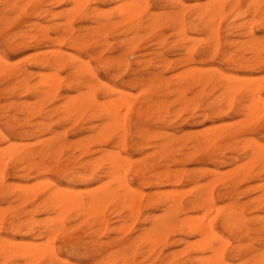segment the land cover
Returning a JSON list of instances; mask_svg holds the SVG:
<instances>
[{"label":"rangeland","instance_id":"374dc122","mask_svg":"<svg viewBox=\"0 0 264 264\" xmlns=\"http://www.w3.org/2000/svg\"><path fill=\"white\" fill-rule=\"evenodd\" d=\"M171 1L172 0H170V1L169 0H166V1L165 0H148V4H149L148 12H149V14L158 15L160 13V17H162V20L160 19V21L156 24L154 29L142 28L141 31H138L135 34V37L136 36L137 37L134 38V41L132 39V40H129L127 42L125 40L126 39L128 40V37H129V39H130V37L132 38L133 34L128 33L127 35H125V34L123 35L124 29L121 26L117 27L116 29L114 28L113 31L110 28H109V30L108 29L106 30V28H105L100 32L101 34L100 33H98V34L94 33V30L96 29L94 26L97 27L99 25L98 24L99 22H100V24L106 23V19L110 23H116V22L120 21L117 18L118 15L116 14V12L119 11L118 7H120L118 5V3H123V2L116 1V0L115 1L114 0L113 1L112 0H109V1L108 0H101V1H97V2L96 1L95 2L90 1L88 3V10H95V13L99 14L98 17L96 18V20L94 21V18H92V14H90L85 19H78V17L75 16V18L72 20V23H71L72 28H73L72 34L74 36L81 35L82 33H83L82 35H85L84 46L81 49L80 48L79 49L78 48H72L71 46H69L65 42L58 44V45L55 43L56 44L55 45L49 41H46L38 50H36L35 47L34 48L27 47V49H26V47H23L22 45H17L18 46L17 48H14V47L12 48V46H10L11 43H12L11 45H14V43L16 44V43L21 42L19 39L9 40L11 35L13 33H15L16 31H18L19 29H27L28 27H25V26H28L29 23L30 24H32V23L39 24L40 26L46 27L47 28L46 33L48 34L49 38H51V39L56 38L57 37V34H56L57 26L60 29V28H62V25H64L66 22L63 12H66L67 10H70L72 8V5L69 2H67L68 5H67V3H64L65 5L61 4V5L55 6L54 4L51 5V2L53 3V1L43 0L44 3L42 5V8L43 9H44V7L47 8L48 10H50V13L56 12L57 15L55 16V18H57V19H55L54 17L50 18V16L47 14H42L43 16L42 15L41 16L43 18L41 16H38L35 18V16L32 15V12H33L32 10H34V9H32L31 7L28 8V11H27L25 16L19 17L15 14L9 15V17L11 19H13V20L16 19V21H14V23L11 24L10 26L9 25H3L2 26V29L0 32V54L5 56V58L7 59V64H9V63L14 64L15 63L14 65H12L13 67L11 66V64L9 65L11 68L27 69L31 74H33V76H31V78L29 79L30 82L28 80L29 84L31 83L33 85H37L38 83L36 84V82L41 79L40 78V77H42L41 75H43L45 77L46 73L48 75L49 71L52 73V74L49 73V75H48L49 77L54 75L53 73H57L58 76H60L63 81H70L73 79V76L71 75L72 68L70 65H67V63L70 61L74 64H79V63H82V62L85 63L88 61V64H89L90 68L93 70L96 78L99 81L103 82L105 84V86L108 85V87L106 86L108 89L107 92H106L105 88H104V90L100 89L99 91L95 92V96H96L98 103H101V101L103 102L105 99H106L105 101H107L108 103L111 100L114 103L115 102L119 103L120 100L116 101V99H113V98L122 99L120 97L123 96V97H125V100H127L126 101L127 104L129 103L130 107L127 106L126 103L125 104L123 103L124 105L118 104L119 106L122 105L121 106L122 108L116 105L117 108H119V109L121 108L120 111H118V109H116V113L118 111V114H120V116L122 118L121 121H124V120L126 121V126H127V130L125 131L126 133L125 132L122 133V132H120V130H118L119 132L116 131L114 133H113V131H110V132L107 131V134H106L107 141H106V144H103V146H102V145L96 144L95 141L92 139V136L95 135V132L90 130L89 128L91 127V125L93 127L94 124H95V126L100 127L103 125L104 122L105 123L107 122L106 124L111 123L112 120L109 119L110 116L104 115L103 116L104 118H98V117L95 118L94 116H91L90 110H87L86 112H84L85 114L84 113L82 114L83 116H80L79 118H77V119H79L77 121H73L72 119H70L68 121L67 120L64 121V118L60 117V113L55 112L56 108L59 105L62 106L63 102L65 101L64 98H61V97L64 96L65 98H68V97L72 98L77 94L76 91L73 92V90L66 89L65 84H64L63 87L59 90V96L57 99H55V101L53 100L50 103H47L45 100L41 101L40 102V108L42 110V113H44L46 111H51L50 113H48L47 116H45L46 119L44 120L41 117H37V115H32L31 113H28L29 112L28 110H30V108H32V106H34L33 103L34 102L38 103V101H39V100H37L38 98L35 97L31 93H28V92L24 93L21 90L19 91L17 86L13 85L8 79H4L2 77V75H0V133H1L0 135L4 136V138L7 139V140H5V139L1 140L2 138H0V156L6 152L4 154V157L1 156V157H3L2 161L6 162V166H4L5 164L2 163L4 166V169L2 168L3 171L1 170L3 172V177H4V189L0 191V208H1V210L3 209L2 212H1V210H0V212L3 214V212L5 211L4 213H6V214L1 215V213H0L1 219L3 221L2 225H1V230H0V240L5 238L4 241H6V242L8 241L14 245H15V242L17 241L18 244L20 245V246H18V244L16 242V246H18L17 248H20L21 246H22L21 248H24L23 245H26L27 247H25V248H27V249L28 248H34V247H36V248L38 247L40 249H43V247L47 248L48 245L51 244L54 246V248L57 251V258H59L58 261H60V260L63 262L66 261L65 263L59 262V264H108V260H110V258L115 260V262H114L111 259L112 262L115 264H121L122 263L121 261H123V264H133L135 259L137 260V264H179V263L184 264L185 262H186L185 264H187V262H188V264H196L193 261L195 256H196L195 259L198 257L200 258V256H203V258L210 256L209 251L208 252L206 251V253H199L196 250L197 253L194 252V247L197 245V243L195 245L194 240L195 239L197 240L200 238L197 235L191 236L190 234H187V236H184V235H186V232H182V231H179L178 229L176 230V228H172L171 231H169V233H168V231L166 232V233H168V235L165 234V236L167 235V238H165V236H164L165 239L162 237V239L160 240L161 243L158 242V245L155 244L153 246H150V245H145L143 243H142V245H140L141 242H136L137 245H135L134 243H131V241H132L131 239H133V240L137 239V237L140 235V231L142 229L146 230L147 228H149L148 224H146L144 222L142 223V220H143L142 217L150 216V218L153 219V217L159 218V217H162L164 214H166V212H164L165 206L163 205V203H160V202L163 201L164 199L166 201L170 200L172 198L171 196H173V197L175 196L174 199H176V198L181 199L182 198L181 200L184 203L182 211L178 212L175 215L176 220L184 219L185 215H186V217H191V218H192V216H194V217H196L195 219H200V217L202 218V216H203L202 212H204V210H202V209L201 210L200 209L192 210L189 208V205L187 202L197 193L199 188L208 189V188H210V185H213L212 183L215 182L214 179L218 178V180L220 181V178H221V179H225V180H222L223 182L220 181L221 182L220 184L223 186H221L219 183H217L218 180H216V182L214 183L217 186L213 185L214 186L213 187L214 195L215 196L220 195L218 198L215 197L214 207L217 208V205H219L220 207L219 206L218 207L220 209H222L223 208L222 206H224V208H225L229 205L231 206V205L235 204L239 210L241 209L242 218L245 221L246 226H247L246 229L244 228L241 231L240 230L234 231V232H231L228 234L226 231L223 230L221 223H220V220L218 219L216 221V223L214 225L215 231L222 234L224 236V238L229 241L228 242L229 247H227L226 251L229 252V250H230V252L228 253L225 251V256H224V260L226 261V264H250L252 261L251 259L255 255H258V254L264 252V229H263L264 212H262V211H264V201L262 202L259 200L260 197L264 193V191H263V189H264V187H263L264 174L262 171L263 168L260 169L258 167L259 168L258 169L255 166L252 168L251 172L249 173V176L247 175L246 178L243 177L245 174V170H246V169H243V165L246 164L244 161L247 160V157H245V156L249 155L250 149H248V148H251L250 146L245 145V144H248V143L250 144L251 142H253V143H251L252 145L255 144L257 147V145L259 144L264 148V146L262 145V144H264V139H263L264 138V111H262V109H260L263 113V115H262L260 113V111L257 110V112L255 114L259 113L261 115H258L257 117L255 116L256 119H254V115H253L252 116L253 120H256V121L253 122L252 119L250 118L251 119L250 125L244 126V124H245L244 123V124H242V126L244 127L243 128L239 124L240 123L239 121L240 120L242 121V119H245L244 115L247 114L246 110H245L246 104H248V106L249 105L251 106V104H252V103H250L251 102V96H252L249 94L250 91L248 92V94H247V92H245L243 94V92L246 90L248 91L249 90L248 88H253L255 85L258 86V83H261V84H259L261 89L256 94V97L253 100L256 101L257 100L256 98H259V97H260L259 99L264 98V77H263L264 76V66H263L264 65V52H263L264 51V14L261 16L262 11H260L264 8V3H262V2H264V0H256V2H259V4L262 3L258 7L256 4L254 5V3H255L254 0H239V2L237 3V5L235 7L233 6L234 1H232V0L231 1L229 0L230 2L227 1L226 2L227 5L225 4L224 10H223L224 18L219 22L217 37L215 36L214 33L212 34L210 30H205L201 26L193 27V25H198V22L193 20L195 18L194 16L197 14L198 11H200L202 6L204 7L207 4V3L205 4V2H207V0H180L181 5H179V4L177 5L176 2H175V4L173 2L171 3ZM165 2H167V3H165ZM251 2H254V3H252L253 5L251 4ZM182 4H183V6H182ZM195 5H196V7H195ZM197 5H198V7H200L199 9H198ZM121 6H122V4H121ZM254 7L255 8L257 7L256 8L257 10ZM114 8L118 11L115 12ZM229 9L232 11H230ZM175 10L177 12L181 13L184 17V24H185L184 35L182 34V32H179L180 31L179 26L176 25L172 20H170V18L174 15V12L176 13ZM184 10H185V12H184ZM186 10H188V12H186ZM228 10H229L228 14L225 15L226 14L225 12H227ZM263 11H264V9H263ZM151 12H153V14ZM235 12H237V13L240 12V13L237 14ZM252 13H254L255 15L253 16ZM61 14H63V15H61ZM108 15L110 16V18ZM238 15H241V16L239 17ZM236 16L239 18H237ZM145 18H147L146 14H144L142 16L143 25H145L147 22V19H145ZM165 18L168 20H166ZM88 20H89V22H88ZM96 21H98V22H96ZM234 25L236 27H234V29H233ZM247 26H249V28H250V30H252V32H248L249 30H248ZM239 27H241V28H239ZM78 28H79V30L76 32V30ZM81 28H82V30H81ZM246 29H247L248 34L246 32ZM86 32H88V33H86ZM197 38L200 40H198ZM216 40H217V43H215ZM252 40L253 41L257 40L260 42V43L257 42L261 48V51H259L260 53H258L257 49H255V46L252 45L253 44V42H251ZM197 43H199V44H197ZM260 44H262V45H260ZM53 45H55V46H53ZM132 46H133V48H132ZM191 46H193V47H191ZM126 48H128V49H126ZM214 48H216V49H214ZM44 50H46V51H44ZM49 50H51V51L53 50L52 52H55V50L56 51H63L66 54H68V57H70V58L72 57L71 58L72 61L70 60V58H68L66 56V54H64L62 52L64 54V58L66 60V65L63 68L55 71V70H48L47 68L42 69L40 67L34 66L33 65L34 58L41 52L44 53L42 55L48 56V54H51V51L49 52ZM256 53L258 56L255 55ZM33 54L34 55L36 54V55L34 56ZM70 55H72V56H70ZM73 56L75 57V59L73 58ZM228 56H230V57H228ZM258 57H260V59H258ZM253 58H255V59H253ZM251 59H253V61ZM256 59H258V60H256ZM79 60H82V62ZM143 61H144V64L142 63ZM248 61H250L251 63ZM258 61H259V63H258ZM166 65L169 67H167ZM246 66L250 67L249 68L250 70L246 69V68H248ZM195 68H198L199 70L195 69ZM251 69L253 71H251ZM245 70H247V71H245ZM196 71H198L201 74V76L198 73L195 75L198 78L199 77L201 78L202 81L199 83L200 85H198L197 83L191 82V79H190V78H192V81L195 80V79H193V78H195V76L193 74H194V72L196 73ZM184 72H186V73H184ZM190 72H192V76H191ZM37 73L39 74V76ZM35 74H37V75H35ZM207 74H210V76ZM226 74L229 75V76L227 75L228 78H230L231 77L230 75H232L233 77H231V78L232 79L234 78L233 80L235 82L238 79L236 77H239V79L236 82L239 85L236 87H240V88H238V91H235L237 93H235V94L233 93L234 95H232V97H230V98H228V97L232 94V92H230V90H229L227 92L228 96L225 92H226V88L229 87L228 84L233 80H229L228 78L222 79L224 75H225L224 77H226ZM183 75H186V76H184L185 78L183 77ZM189 75H190V78H189ZM48 76H46V77H48ZM211 76H212V78H211ZM234 76H236V77H234ZM44 77H42V78H44ZM186 77H187V79H186ZM244 77L245 78L247 77V80H248L250 86L246 85L248 83L242 82L245 85L241 84V86H242V88H241V86H240L241 82L240 81L242 80V78H243V81H245ZM88 78L91 79L90 75L88 73L81 75V81L82 80L88 81L89 80ZM209 78H211V80ZM216 78H217V82H215ZM218 78H220L219 81H218ZM203 79H207V82L205 83L206 80H203ZM208 79L210 80V82L208 81ZM162 80H163V82H162ZM225 80H227L226 83H224ZM262 80H263V82H262ZM234 81L232 83H230V86L234 85ZM222 82L224 83V86H222L220 88L219 84L222 85ZM253 83H254V85H253ZM255 83H257V84H255ZM195 84H197V86H195ZM13 86H14V88H13ZM243 86H247L248 88L245 87V90H243ZM216 87H218L219 89L218 88L216 89ZM232 87H235V86H232ZM236 87H235V89H236ZM229 88H231V87H229ZM111 89L113 90L114 94H112V91L110 92ZM241 89H242V91H241ZM102 91H103V93H102ZM115 91L117 93H115ZM105 92H106V94H105ZM118 92L120 93V95H118ZM30 94H31V96H30ZM246 94H247V97L245 96ZM106 95H108V96H106ZM257 95L259 97H257ZM117 96H120V97L118 98ZM243 96H245V97L243 98ZM99 97H101V98H99ZM108 98H110L109 101H108ZM246 98H250L249 101ZM244 99L247 100V102L244 101ZM261 100L264 102V99H261ZM112 101H111L110 105H112L113 107H116L112 104L113 103ZM143 101L145 103H143ZM226 101H228V103ZM157 102H159V103H157ZM256 102H258V100ZM13 103H14L15 108L13 107ZM23 103L25 104L26 107L23 105ZM37 103H34V104H37ZM60 103H62V104H60ZM236 103H238L237 106H236ZM27 104L31 105V106L29 107ZM241 104H245V105H243L245 107H243ZM258 104H259V106H256V108L262 106L260 101L258 102ZM8 105H10V106H8ZM110 105H109V108H110ZM157 105L160 107L158 108ZM182 106H184V107H182ZM235 106L237 109L235 108ZM128 108H129V111H126V110H128ZM156 108H158V109H156ZM163 108H164V110H163ZM234 108H235V110H234ZM260 108H262V107H260ZM113 109H115V108H113ZM113 109H111V110H113ZM25 110L28 112H26ZM159 110H161V112H159ZM224 111H225V113H224ZM87 112L88 113L90 112V113L87 115ZM104 112H106V111H104ZM27 113L30 115H28ZM241 113L244 115H240ZM159 114H161V115H159ZM163 115H164V117H163ZM88 116L92 120L93 119L94 120L90 121V119H89L86 121V119H88ZM101 119H102V121H100ZM14 121H16V122H14ZM245 121H246V119H245ZM245 121L243 120L242 123ZM39 122L45 123L47 125V128H49V130H42L41 128L40 129L35 128V127H38L37 124ZM101 122H103V123H101ZM237 122H239L238 124L240 125L238 128H237L238 124L235 125ZM32 123H33V125H32ZM35 123H37V124H35ZM98 123H100V124L96 125ZM229 123H230V125H229ZM231 124H232V127L235 125L233 127V128H235V130L232 129ZM225 125H227V126L229 125L231 128L229 126L228 127L226 126L227 129L226 128L223 129L222 127L223 126L225 127ZM32 126H33V128H32ZM88 126H90V127H88ZM214 128L216 129L214 132L215 136H217L219 134H221V135L224 134V132H222L223 130H225L226 134L222 135V138L216 140L213 145L206 146L204 143H200L203 141L202 139H206L205 136H208L207 138H210L209 135H207V134H210V135L213 134L212 131L214 130ZM221 128L223 130H221ZM35 129H37V130H35ZM211 129H213L211 131V133H210V131L208 132V130H211ZM217 129H219L220 131ZM88 130H90V132ZM237 130H238V132H236ZM159 131H160V133L162 132L161 135H160ZM206 131H207V134H206ZM217 131L219 132V134L216 135ZM165 132L170 134V135L163 134ZM62 134H65L64 137ZM162 134L165 136L161 140V138L163 137ZM55 135L59 136L58 141L60 144L57 143L58 145L57 146L55 145L53 147V149H56L59 145L61 146V154L59 156V162H60L59 164L66 162L67 168L70 169L69 171H71V170L75 171V172L78 171L82 175H85V176L89 175L88 171L90 172V170H88L87 172H83L82 170L77 169L78 166L74 165L72 160L71 161L66 160L67 157H69L70 154L73 152H75V153H73V155H75V154H76L75 156L79 155V150L70 151L71 149H69V148L67 149V143L68 144L70 143L72 145L74 143H81V142H87L88 146H90L89 147L90 153H92V154L86 156L85 158L84 157L81 158L82 161H85V160L86 161L87 160H93L94 161V160L98 159L97 157L100 154H101L100 155V157H101L103 155V152H105L107 150L106 153L109 154L110 156L112 154L113 155L118 154L121 157L123 156L122 158H126L129 161L131 160L132 161V162H130L131 167H129L128 169L126 168L127 170H124L125 173H123V171L119 172V173L118 172L113 173V172L107 171L106 177H104L105 174L100 172L102 170V168L100 169V167L99 168L97 167V169H94V173H96V176L93 177L94 179L92 178V179H88L87 181L86 180L85 181H81V180L79 181L76 178L67 179V177H65L63 175H58L57 173H56L57 174L56 175L50 171L45 172V173H38L32 169L29 170L28 168H24L25 169V171H24V169H22L23 168L22 166H24L25 163H22V164H21V162L16 163V162L12 161V159L9 157L13 151L22 150V147L24 148L23 151L27 150V151L33 152L35 150H41L43 147V145H40L41 142L44 140L51 139ZM122 135H125L124 136V138H125V147L124 148H121L119 146L120 144L118 141V140H122ZM199 135H200V138H199ZM157 136H159V137L157 138ZM215 136L213 135V137H215ZM211 137H212V135H211ZM234 138H235V140H234ZM238 138L240 141L238 140ZM246 139H248V141ZM236 140H237V142H236ZM6 141H8V142H6ZM33 141H34V143H33ZM60 141H62V142H60ZM217 141L219 142L220 145L218 144ZM243 141H244V144H242ZM1 142H3V143H1ZM14 142H16V143H14ZM161 142H162V144H161ZM163 142H165V143H163ZM61 143L65 147L62 146ZM239 143H241V144L239 145ZM6 144H7V147H10V148H7ZM144 145H145V147H144ZM161 145H163V146L166 145L165 149L169 155L165 154L164 155L165 157H162L163 152L159 153V150L162 151ZM196 145L198 146L197 152H196V149H194V146H196ZM243 145H245L248 148H246L244 146L245 148L243 150L241 148V147H243ZM255 145H254V147H255ZM152 146H154V147H152ZM156 146H158V147H156ZM235 146L236 147L240 146V148L242 150L237 149ZM2 147L3 148L6 147L4 149L5 152H3L1 150V149H3ZM65 148L67 150H65ZM7 149H11L13 151L8 153ZM156 149H157V152H156ZM170 149H172V152ZM96 150H97V152H95ZM217 152H218V154H217ZM1 153H3V154H1ZM106 153H105V155H107ZM180 153L181 154L183 153L184 156L183 155L180 156ZM190 153H192V154L190 155ZM172 154H174V155H172ZM158 155H160V156H158ZM178 155L180 157H178ZM185 156H188V157H185ZM94 157L96 159H94ZM108 157L109 156L107 155L106 159ZM153 157H155V158H153ZM46 158L47 157H45L43 159V162L46 165L51 166V164L49 163L50 160L46 159ZM63 158L65 160H63ZM146 158H148V159H146ZM149 158H150V160H149ZM156 158H158V159H156ZM170 158H172V160ZM233 158L235 159V161ZM179 159H181V161ZM35 160H39L38 157L35 156ZM47 161H49V162L46 163ZM141 162H146V163L150 164L152 167V170L149 173H146L145 175L138 177L135 175V171H136V168H138L142 165ZM173 162H175V163H173ZM106 163H107V161H106ZM161 163H163V164H161ZM25 165H27V164H25ZM237 165H239V166L242 165L241 167H238V171L240 173L238 171L236 172L237 169L235 170ZM13 166H15V167H13ZM107 166L108 165L106 164V167ZM160 169H162V170H160ZM166 169L168 171L171 170L172 172L179 171V170L183 171V172H181L183 175V178L180 182H177V184H176V183H174V181H171L176 186H174V185L171 186V183L167 182L163 177H161V180H160V178H158V180L160 182L156 179V177H153L155 174L154 170L157 171L156 173H161V172L165 171ZM106 170H107V168H106ZM96 171H98V172H96ZM29 172L31 174H29ZM219 172L221 174H217ZM255 172H256V174H255ZM111 173H113V175ZM115 174H116V176H115ZM229 174H231V175H229ZM261 174H263V175H261ZM35 175H37V176H35ZM102 175H104V176H102ZM189 176H191V177H189ZM225 176L227 178H225ZM222 177H224V178H222ZM121 178H124L125 181H127L128 186L131 190H136V189L141 190V192L143 194H145V195H143V198H142L143 201H142V204L140 207V214L138 215V217L132 218L133 217L132 216L130 218L129 217L130 215L128 216L129 212H127V211L124 213H122L123 211L117 213V211L114 210V209H117L116 203H114V202H113V204H111V202H109V203H107V205L108 204L109 205L108 206L106 205V210L103 212V218H102V219H106V221L103 220L105 222H103L102 219H99V217L97 215H94V216L92 215L91 218H88V219H87L88 216L86 217V215H79L78 216L77 211H72V209L68 210V211H70V214H67L64 218H62L60 216L62 218V222H61L59 219L60 217H58V216L56 217V214H55L58 209L57 210L53 209L54 210L53 212H52V210H50V211L43 210V212L41 211L42 209H44L43 207H41V204H40L41 198L43 199V197L46 196L48 191H51V189H54L53 187L48 186V190L46 191L45 188H47V187L44 188V186H46V185H44V186L42 185V184H44L43 181L45 182L47 180L48 183L45 182L46 184H49V182L55 184V186L58 189L60 188L59 190H61L63 192H65L66 191L65 189H67V191L65 193L71 192V195L72 194L74 195V193H75L74 190H76V193L78 190V193H80V194L84 193V194H81L82 196L81 195L80 196L84 200V202H87L90 198V195L88 193H90L92 195L94 192V195H92V196H99L98 193H99L100 189H102V191L100 192L102 194V192L105 191V189L110 191V189L117 187L116 189H118L119 191L116 190V192L120 194L121 190L118 187L119 186L118 180L120 182ZM230 178H231V180H229ZM253 178H255V179H253ZM258 179H260V180H258ZM38 181H40V183H38ZM68 181H71V182H68ZM153 181H155V182H153ZM243 181H245V182H243ZM102 182H104L103 183L104 186H102L103 185V184H101ZM105 182H107V185ZM182 182H184V183H182ZM261 182H263L262 187H257V185H255V188H253L254 184H258ZM145 183H147V184L144 185ZM153 183H155V185H153ZM158 183H160L162 186H159ZM6 184L9 185L8 190L6 189L7 188ZM17 184L18 185L20 184V185L18 186ZM178 184L179 185L181 184L182 186L181 185L179 186ZM16 185L18 187H16ZM96 185H97V188L98 187H103V188H100L98 191V189L96 188ZM105 185L106 186L109 185V186L105 187ZM156 185L159 186V188ZM194 185H197V186L199 185L201 187L196 186L197 187L196 188ZM231 185H233V186H231ZM260 185L261 184H259V186ZM20 186H22V189H19L20 190L19 192L22 191L21 193H23V191H24V193L29 194V195H27L28 197H26V195L24 193L20 194V193H18V191L14 190V188L16 190H18L17 188H19ZM32 186H34V187L32 188ZM150 186H152V187H150ZM24 187L28 188V189L29 188H32V189L28 190V189H25ZM35 187L38 189V191ZM93 187H95L98 191V193H96V195H95L96 189L94 188V191L91 189ZM249 187H251L255 190L257 188L258 189L255 192V190L250 188L251 190L249 191V190H247V188H249ZM222 188H225V189H222ZM39 189H40V192H39ZM34 190H36V192H34ZM68 190H70V191L68 192ZM90 190H91V192H90ZM173 190L178 194L177 196H176V193L174 194ZM29 191L33 192V193H31L32 196H30ZM73 191H74V193H73ZM84 191H86V192L89 191V192L85 193ZM162 191H165V192L171 191L172 192V193L170 192L171 196L169 197L170 194L167 195V193L165 194V192L163 193ZM37 192H38V194H36ZM44 192H45V194H44ZM1 193H2V195H1ZM34 193L36 194L35 197L33 195ZM149 193H150V195H151V193H153V196L152 195L151 196H152V198L155 199L154 201H153V199L151 202L149 200H147L151 197L149 195ZM223 193H226V194L223 195ZM244 193H246V194H244ZM18 194H20V196H18ZM85 194L87 195L86 196L87 198H83L85 196ZM166 195H167V197H169V199L166 197L162 199V197L166 196ZM180 195H182V196H180ZM24 196H25L26 200L29 197H31V198L34 197V199H37V200L32 199L29 201H24V199H25ZM74 196L78 197L77 195H74ZM254 197H256V198H254ZM251 198H254L256 202L253 201V199H252L253 202L249 201ZM216 200L217 201L219 200V201L217 202ZM144 203L145 204L148 203V204H146L147 206L146 205L143 206ZM255 203H257V204H255ZM35 204L37 207L34 206ZM226 204H228V205L226 206ZM253 205H256L257 209H255L256 206L253 207ZM186 207H188V209ZM259 207H261V209ZM35 208H36V210H35ZM249 208H251L250 210H252V211H250ZM31 209L33 212L31 211ZM38 210H39V212H38ZM260 210H262V211H260ZM29 211L31 213H27ZM188 211H190V212H188ZM246 211H247V214L245 213ZM59 212L61 214L60 210L57 213H59ZM73 212H74V214L76 213L75 215H77V216H75L73 214ZM260 212H262V213H260ZM116 213H117V215H115ZM197 214L198 215L201 214V215L198 216ZM13 215H15V216H13ZM16 215H17V219H14L16 217ZM255 215H259V216H256L254 218L253 216H255ZM84 216L86 217L87 220H85ZM20 217H22V218H20ZM75 217H77V219ZM82 217H83V219H82ZM97 217H98V219H96ZM30 218L34 219L33 220L34 222H28V221H31ZM250 218L252 220L254 219L253 220L254 223L252 222V220L250 222ZM71 219H73V220H71ZM74 219H76V220H74ZM123 219H124V221H123ZM53 220H56L55 221V224L57 225V226H55L56 229L58 228L59 225L60 226H61V224H62V226L64 225L63 226L64 229H62V226H61V228H58L57 231H59V233L57 235L55 233H53V235L55 234V237H53L52 234L47 235L43 229V226L45 224L48 225L50 222H53ZM67 220H69L71 222H69ZM99 220L101 222H103L104 224L99 225V223H98V225H97L96 221H99ZM9 221H11V223L19 224V226L17 227V229L15 231H12L11 229L9 231V227L11 224ZM17 221H18V223H17ZM19 221H20V223H19ZM38 221H40V222L38 223ZM66 221H67V223H65ZM93 221H95V222H93ZM139 221H141V222H139ZM7 222H9V223H7ZM24 222H25V225H27V228H26V226L24 227L26 229L22 228L24 226V225H22V223H24ZM32 223H36V224H34L35 227H33ZM124 225H126V226H124ZM88 227H90V228H88ZM98 227L99 228L101 227L102 229L105 228V229L104 230L99 229L101 231L100 232L99 230H97ZM20 228H22L21 231H20ZM140 228H141V230H138ZM92 229H94V232L97 231L95 233V235H94V232L92 234V231H93ZM125 229H126V231H125ZM16 231L19 233L17 234ZM11 232L14 234H12ZM35 232H37V233L35 234ZM238 232H244V233L242 234V233H238ZM253 232H254V234H253ZM63 234H65V235H63ZM227 234L230 235V237L231 236H233V237L229 238L227 236ZM43 235H44V237H42ZM238 235H239V238H237ZM34 236H36V237H34ZM44 238H45V240H47V238H49V239L51 238L52 240L50 239L49 241H45ZM260 238H263V239H260ZM237 239H239V240L237 241ZM248 239H252V240H248ZM234 240H236V241H234ZM43 241L47 242V245H46L47 247L44 246L46 243ZM190 241L192 242L191 244H190ZM31 242H33V243L30 244ZM196 242H198V241H196ZM20 243H22V244H20ZM48 243H50V244H48ZM74 244H75V246H74ZM126 244H127V246H126ZM184 244H186L187 246H184ZM236 244H238V245L236 246ZM242 244H244L245 246L244 245L242 246ZM190 245H192V247H190ZM141 247H143V248H141ZM149 247L151 249H153L152 247H155L156 249L154 248L152 251ZM185 247H188L191 249L188 250V248H187V250L183 252ZM129 248L131 249V251L129 250ZM135 248H136V251H135ZM138 248H139V251L137 252ZM143 249H145V253L142 254V251H144ZM148 249H150L152 251V253H150L149 255H147ZM171 251H173L174 253ZM191 252H193V253H191ZM111 254L113 256H111ZM129 254H130V256H129ZM153 254H155V255H153ZM204 255H208V256H204ZM243 255H244V257H243ZM127 256H128V258H127L128 260H126ZM142 256H145V258ZM173 256H175V257L177 256V257L174 259ZM130 257H131V259H130ZM154 257L155 258L159 257V259H161L163 262L159 263V262L155 261ZM12 258L13 257L7 258L9 260L3 259V261H5L4 262L5 264H12V263H14V264H16V263L22 264L23 263L24 264V263H27L26 261L24 262L21 259L16 260V258H13L14 259L13 260L14 262H13ZM123 258L125 261L123 260ZM187 258H189V260H191L190 262L193 261V263H190L187 260ZM116 259L119 260L120 262H118ZM232 259H234V260H232ZM0 261L3 262L2 260H0ZM181 261H183V262L181 263ZM56 262L53 264H58V262L57 263ZM126 262H128V263H126ZM45 263H46V258L40 264H45ZM135 263L136 262H134V264Z\"/></svg>","mask_w":264,"mask_h":264},{"label":"bare ground","instance_id":"6f19581e","mask_svg":"<svg viewBox=\"0 0 264 264\" xmlns=\"http://www.w3.org/2000/svg\"><path fill=\"white\" fill-rule=\"evenodd\" d=\"M47 1H53V3L51 2V5L52 4H54L55 6L56 5H61V4H64V3H67V2H69L71 5H72V8L70 9V10H65L66 12H63V14H64V17H65V24L64 25H62V28H58V26H57V30H56V34H57V37L56 38H53V39H51V38H49V36H48V34L46 33V27H44V26H40L39 24H34V23H32V24H30L29 23V25L28 26H25V27H28L27 29H19L18 31H16L15 33H13L12 35H11V37L9 38V40H16V39H19L21 42H19V43H14V45H11L10 44V46H12V48L14 47V48H17L18 46L17 45H22L23 47H26V49H27V47H32V48H34L35 47V49L36 50H38V49H40V47L46 42V41H49V42H51V43H53V44H61V43H63V42H65V43H67L69 46H71L72 48H82L83 46H84V38H85V35H78V36H74L73 34H72V30H73V28H72V25H71V23H72V20L75 18V16L76 17H78V19H85V18H87L90 14H92V18H94V21L96 20V18L98 17V13H95V10H88V3L90 2V1H101V0H47ZM109 1V0H108ZM113 1V0H112ZM115 1V0H114ZM116 1H121V2H123V3H118V5L120 6V7H118V10H116L115 8V12L116 11H118V12H116V14L118 15H116L117 16V18L120 20H118L119 22H116V23H110V22H108V20L106 19V23H103V24H100V22L98 23L99 25L96 27V26H94L96 29L94 30V33H100L103 29H105L106 28V30L108 29L109 30V28L110 29H112V31H113V29L115 28H117V27H122L124 30H123V35L125 34V35H127L128 33H131V34H133V37L131 38L130 37V39H129V37H128V40L126 39L125 41L127 42V41H129V40H132L133 39V41H134V38H136L135 37V34L138 32V31H141V29L142 28H148V29H154L155 28V26H156V24L160 21V19L162 20V17H160V13L158 14V15H156V14H154V15H151V14H149V12H148V9H149V4H148V0H116ZM166 1V0H165ZM170 1V0H169ZM227 1H229V0H207V2H205V6L203 7L202 6V8L200 9V11H198L197 12V14L194 16L195 18L193 19V20H195V21H197L198 22V25H193V27H196V26H201L202 28H204L205 30H210L211 31V33L213 34H215V36L217 37V34H218V28H219V22L224 18V13H223V10H224V6H225V4H226V2ZM231 1V0H230ZM229 1V2H230ZM232 1H234V7L237 5V3L239 2V0H232ZM255 1V3L254 2H251V4L252 3H254V5L256 4L257 5V7L258 6H260V4H262V3H264V2H262V3H260L259 4V2H256V0H254ZM93 2V3H94ZM111 2V1H110ZM174 3L175 4V2L177 3V5L179 4V5H181L180 3H181V1L180 0H172L171 1V3ZM43 0H0V32H1V29H2V26L3 25H11V24H13L14 23V21H16V19L15 20H13V19H11L10 17H9V15H11V14H15V15H17V16H19V17H21V16H25L26 15V13H27V11H28V8H32V9H34V10H32L33 12H32V15H34L35 16V18L36 17H38V16H41L42 14H47V15H49L50 16V18H52V17H54L55 18V16L57 15L56 14V12L55 13H50V10H48L47 8H45L44 7V9L42 8V5H43ZM165 3H167V2H165ZM259 5H258V4ZM49 4V3H48ZM121 4H122V6H121ZM170 4V3H169ZM65 5V4H64ZM67 5H68V3H67ZM227 5V4H226ZM253 5V4H252ZM182 6H183V4H182ZM201 6V5H200ZM54 7V6H53ZM59 7V6H58ZM195 7H196V5H195ZM197 7H198V5H197ZM256 7V8H257ZM49 8V7H48ZM52 8V7H51ZM69 8V7H68ZM117 8V7H116ZM120 8V9H119ZM151 8V7H150ZM200 7H198V9H199ZM255 8V7H254ZM255 8V9H256ZM182 9V8H181ZM264 9V8H263ZM263 9L262 10H260V11H262V14H261V16L264 14V11H263ZM189 10V9H188ZM188 10H186V12H188ZM230 10V9H229ZM229 10L227 11V12H225L226 14L225 15H227L228 14V12H229ZM257 10V9H256ZM58 11V10H57ZM176 11V10H175ZM230 11H232V10H230ZM254 11V10H253ZM184 12H185V10H184ZM152 14H153V12H151ZM235 13H237V12H235ZM240 12H238L237 14H239ZM63 14H61V15H63ZM144 14H146V17L147 18H145V19H147V22H146V24L145 25H143V22H142V16L144 15ZM253 14V16L255 15L254 13H252ZM114 15V14H113ZM43 16V15H42ZM41 16V17H42ZM109 16V15H108ZM229 16V15H228ZM239 17L241 16V15H238ZM47 17V16H46ZM234 17V16H233ZM237 17V16H236ZM239 17H237V18H239ZM243 17V16H242ZM260 17V16H259ZM14 18V17H13ZM40 18V17H39ZM43 18V17H42ZM109 18H110V16H109ZM116 18V17H115ZM188 18V17H187ZM55 19H57V18H55ZM59 19V18H58ZM166 19V18H165ZM260 19V18H259ZM50 20V19H49ZM54 20V19H53ZM105 20V19H104ZM164 20V19H163ZM166 20H168V19H166ZM170 20H172L176 25H178L179 26V28H180V31L179 32H182V34L184 35V27H185V24H184V17H183V15L181 14V13H179V12H177L176 11V13L174 12V15L170 18ZM234 20V19H233ZM237 20V19H236ZM87 21V20H86ZM93 21V20H92ZM165 21V20H164ZM163 21V22H164ZM88 22H89V20H88ZM91 22V21H90ZM96 22H98V21H96ZM224 22V21H223ZM25 23V22H24ZM191 24V23H190ZM228 24V23H227ZM61 25V24H60ZM161 25V24H160ZM192 25V24H191ZM250 26V25H249ZM249 26H247L248 27V32H252V30H250V28H249ZM17 27V26H16ZM89 27V26H88ZM231 27V26H230ZM234 27H236L235 25L233 26V29H234ZM87 28V27H86ZM239 28H241V27H239ZM85 29V28H84ZM192 29V28H191ZM230 29V28H229ZM79 30V28L76 30V32ZM81 30H82V28H81ZM242 30V29H241ZM107 32V31H106ZM190 32V31H189ZM246 32H247V29H246ZM248 32H247V34H248ZM86 33H88V32H86ZM101 34V33H100ZM105 34V33H104ZM252 34V33H251ZM90 36V35H89ZM215 37V38H216ZM188 38V37H187ZM180 39V38H179ZM186 39V38H185ZM198 39V38H197ZM217 39V38H216ZM93 40V39H92ZM198 40H200V39H198ZM197 40V41H198ZM263 40V39H262ZM132 41V42H133ZM163 41V40H162ZM131 42V43H132ZM184 42V41H183ZM251 42H253V46H255V49H257V51H258V53H260L259 51H261V48H260V46H259V44L257 43V42H259V41H251ZM136 43V42H135ZM215 43H217V40H216V42ZM214 43V44H215ZM260 43V42H259ZM55 44V45H56ZM110 44V43H109ZM160 44V43H159ZM197 44H199V43H197ZM196 44V45H197ZM241 44V43H240ZM55 45H53V46H55ZM95 45V44H94ZM97 45V44H96ZM104 45V44H103ZM102 45V46H103ZM107 45V44H106ZM192 45V44H191ZM245 45V44H244ZM260 45H262V44H260ZM195 46V45H194ZM98 47V46H97ZM191 47H193V46H191ZM263 47V46H262ZM132 48H133V46H132ZM131 48V49H132ZM142 48V47H141ZM253 48V47H252ZM103 49V48H102ZM126 49H128V48H126ZM214 49H216V48H214ZM254 49V50H255ZM260 49V50H259ZM54 50V49H53ZM52 50V51H53ZM44 51H46V50H44ZM43 51V52H44ZM51 50H49V52H50ZM51 51V54H48V56H46V55H42V54H44V53H39L35 58H34V61H33V65L34 66H36V67H40V68H42V69H48V70H55V71H57L58 69H61V68H63L65 65H66V60H65V58H64V54H66L65 52H63V51H56L55 50V52H52ZM96 51V50H95ZM252 51V50H251ZM250 51V52H251ZM48 52V53H49ZM64 54H63V53ZM264 52V51H263ZM37 54V53H36ZM35 54V55H36ZM34 55V54H33ZM34 55V56H35ZM255 55H257V53L255 54ZM254 55V56H255ZM66 56L68 57V54H66ZM70 56H72V55H70ZM258 56V55H257ZM228 57H230V56H228ZM27 58V57H26ZM68 58H70V57H68ZM72 58V57H71ZM71 58H70V60H71ZM73 58L75 59V57L73 56ZM262 58V57H261ZM78 59V58H77ZM253 59H255V58H253ZM253 59H251L252 61H253ZM258 59H260V57H258ZM258 59H256V60H258ZM21 60V59H20ZM232 60V59H231ZM255 60V61H256ZM72 61V60H71ZM79 61H81L82 62V60H79ZM243 62V61H242ZM247 62V61H246ZM248 62H250V61H248ZM136 63V62H135ZM139 63V62H138ZM143 64H144V61L142 62ZM146 63V62H145ZM244 63V62H243ZM251 63V62H250ZM256 63V62H255ZM258 63H259V61H258ZM11 64V66L12 65H14L13 63H9V64H7V59L5 58V56L4 55H2V54H0V75H2V77L4 78V79H8L13 85H15V86H17L18 87V90L20 91H22V92H28V93H31V94H33L35 97H37L38 99L37 100H39L38 101V103L37 102H34V103H37V104H34L33 103V105L34 106H32V108H30V110H28V111H26V112H28V113H31L32 115H37V117H41L42 119H46V117L45 116H47L48 115V113H50L51 111H46V112H44V113H42V110H41V108H40V102L41 101H43V100H45L47 103H50L51 101H55V99H57L58 98V96H59V90L63 87V85L65 84V88L66 89H68V90H73V92L74 91H76L77 92V94L74 96V97H72V98H65L64 96H62L61 98H64V102H63V105L62 106H58L57 108H56V110H55V112H57V113H60V117L61 118H64V121H68V120H70V119H72L73 121H77V120H79V119H77V118H79L80 116H83L82 114L84 113V112H86L87 110H90V112H91V116H94L95 118L96 117H98V118H104L103 116L104 115H108V116H110V118L109 119H111L112 120V122L111 123H109V124H106L105 122V124L103 123V122H101V123H103V125L102 126H95V124H94V126L92 127V125H91V127L90 126H88V127H90L89 129L90 130H92V131H94L95 132V135L94 136H92V139L95 141V143L96 144H98V145H102L103 146V144H106V141H107V137H106V134H107V131H113V133L114 132H116V131H118V130H120V132H125L126 130H127V126H126V121L124 120V121H121V116H120V114H118V111H120V109L122 108L121 106L122 105H124L125 103H126V105L127 106H129L130 107V105H129V103L127 104V100H125V97H120V96H117L118 98L120 97V98H122V99H117V98H113V99H116V101H118V100H120V102L119 103H117V102H113L112 100V104L114 105V106H119L118 104H122L121 106H119V107H121L120 109L119 108H117V106L116 107H113L112 105H110L111 104V101L108 103L107 101H101V103H98V101H97V99H96V96H95V92L96 91H99L100 89L102 90H104V88H105V90H106V92H107V87H108V85H106L105 86V84L103 83V82H101V81H99L97 78H96V76H95V74H94V72H93V70L90 68V66H89V64H88V61L87 62H82V63H79V64H74V63H72V62H68L67 63V65H70L71 66V68H72V73H71V75L73 76V79L72 80H70V81H63L62 79H61V77L60 76H58V74L57 73H53L54 75H50L51 77H49L48 75H49V73L50 74H52L50 71L48 72V75H47V73H46V76H48V77H44L43 75H41L42 77H44V78H42V77H38L40 80H38L37 82H36V84L37 85H33V84H29L28 83V80L31 78V76H33V74H31L27 69H17V68H11L9 65ZM141 64V63H140ZM139 64V65H140ZM171 64V63H170ZM29 65V64H28ZM168 65V64H167ZM166 65V66H167ZM138 66V65H137ZM264 66V65H263ZM13 67V66H12ZM15 67V66H14ZM167 67H169V66H167ZM246 67H248V66H246ZM250 67H248V68H246V69H249ZM258 68V67H257ZM195 69H198V68H195ZM259 69V68H258ZM261 69V68H260ZM199 70V69H198ZM250 70V69H249ZM70 71V72H71ZM185 71V70H184ZM195 71V70H194ZM245 71H247V70H245ZM251 71H253L252 69H251ZM89 74L90 75V78L91 79H89L88 81H81V75L82 74ZM134 73V72H133ZM184 73H186V72H184ZM191 73V76H192V72H190ZM200 74L198 71H196V73L194 72V76L196 75V74ZM38 74V73H37ZM37 74H35V75H37ZM41 74V73H40ZM44 74V73H43ZM206 74V73H205ZM223 74V73H222ZM34 75V76H35ZM155 75V74H154ZM188 75V74H187ZM207 75H209L210 76V74H207ZM228 74H226V77H224L223 76V78L222 79H227L228 78V76H227ZM38 76H39V74H38ZM69 76V75H68ZM184 76H186V75H183V77ZM200 76H201V74H200ZM218 76V75H217ZM222 76V75H221ZM231 77H233L232 75H230ZM262 76V75H261ZM60 77V78H59ZM179 77V76H178ZM216 77V76H215ZM214 77V78H215ZM220 77V76H219ZM230 77V78H231ZM234 77H236V76H234ZM264 77V76H263ZM185 78V77H184ZM189 78H190V75H189ZM211 78H212V76H211ZM211 78H209L210 80H211ZM230 78H228L229 80H233L232 78L230 79ZM236 78H238L239 79V77H236ZM235 78V79H236ZM186 79H187V77H186ZM191 79V82H194V83H197L198 85H200L199 83L202 81L201 80V78L199 77H197V76H195V78H193V79H195V80H193L192 81V78H190ZM189 79V80H190ZM208 79V81L210 82V80ZM237 79V80H238ZM7 80V81H8ZM32 80V79H31ZM203 80H206L205 81V83L207 82V79H203ZM220 80V78H218V81ZM237 80H236V82H237ZM244 80L245 81H243V78H242V80L240 81L241 83H240V86H241V84L242 85H245V84H243L242 82H245V83H248V84H246V85H249V82H248V80H247V77L245 78L244 77ZM184 81V80H183ZM224 81V80H223ZM234 81V80H233ZM233 81H231L230 83H232ZM6 82V81H5ZM29 82H30V80H29ZM162 82H163V80H162ZM166 82V81H165ZM187 82V81H186ZM214 82V81H213ZM215 82H217V78H216V80H215ZM227 82V80H225V82L224 83H226ZM235 81H234V85H232V86H238L239 84L238 83H236ZM239 82V81H238ZM256 82V81H255ZM259 82V81H258ZM262 82H263V80H262ZM167 83V82H166ZM224 83L222 82V85L221 84H219L220 86V88L222 87V86H224ZM230 83L228 84L229 85V87H231V88H229V87H225L226 88V94H227V92L230 90V92H232V94L228 97V98H230V97H232V95H234L235 93H237V92H235V91H238V88H240V87H236V89H235V87H232V86H230ZM236 83V84H235ZM168 84V83H167ZM197 84H195V86H197ZM255 84H257V83H255ZM259 84H261V83H258V86H254L253 88H248L247 86H243V90H245V87H247L249 90L247 91H244L243 92V94L245 93V92H247V94H248V92L250 91V95H252L251 96V102L250 103H252L251 104V106L249 107L248 106V104H246V115H244V114H240V115H244V117H245V119H246V121H245V119H242V121L244 120L245 122H243L242 123V121L240 120L239 122H237L235 125H237L238 123L242 126V124H244V126H247V125H250L251 124V119H252V121L254 122V121H256V120H253V115H254V119H256V117L258 116V115H263V113H262V111H264L263 109V107H264V102L261 100V99H264V98H261V99H259L260 97L257 95V97H259V98H256L257 100H258V102L260 101V103H261V105L262 106H260V107H262V108H260V107H258V108H256V106H259V104H258V102H256L255 100H253L255 97H256V94L260 91V86H259ZM159 85V84H158ZM253 85H254V83H253ZM212 86V85H211ZM250 86V85H249ZM13 88H14V86H13ZM12 88V89H13ZM182 88V87H181ZM197 88V87H196ZM218 87H216V89H217ZM241 88H242V86H241ZM17 89V88H16ZM110 89V88H109ZM144 89V88H143ZM199 89V88H198ZM219 89V88H218ZM228 89V90H227ZM251 89V90H250ZM223 90V89H222ZM112 91V94H114L113 93V90L111 89L110 90V92ZM241 91H242V89H241ZM106 92H105V94H106ZM109 92V93H110ZM180 92V91H179ZM178 92V93H179ZM102 93H103V91H102ZM115 93H117L116 91H115ZM234 93V94H233ZM261 93V92H260ZM31 94H30V96H31ZM108 94V93H107ZM180 94V93H179ZM247 94L245 95L246 97H247ZM99 95V94H98ZM109 95V94H108ZM108 95H106V96H108ZM116 95V94H115ZM118 95H120V93L118 92ZM122 95V94H121ZM33 96V97H34ZM103 96V95H102ZM105 96V95H104ZM227 96H228V94H227ZM245 96H243V98L245 97ZM234 97V96H233ZM242 97V96H241ZM240 97V98H241ZM99 98H101V97H99ZM111 98V99H112ZM223 98V97H222ZM232 99V98H231ZM242 99V98H241ZM246 99H248V101H249V99L250 98H246ZM110 100V98H108V101ZM223 100V99H222ZM229 101V100H228ZM228 101H226L227 103H228ZM232 101V100H231ZM230 101V102H231ZM244 101H246L247 102V100H245L244 99ZM263 103H262V102ZM124 103V104H123ZM143 103H145L144 101H143ZM157 103H159V102H157ZM226 103V104H227ZM60 104H62V103H60ZM237 104L238 103H236V106H237ZM23 105L25 106V104L23 103ZM28 105V104H27ZM109 105H110V108L111 109H113V108H115V109H113V110H111L110 108H109ZM160 105V104H159ZM225 105V104H224ZM242 106L243 105H245V104H241ZM8 106H10V105H8ZM29 107L31 106V105H28ZM147 106V105H146ZM151 106V105H150ZM158 106V105H157ZM167 106V105H166ZM218 106V105H217ZM236 106H235V108H236ZM240 106V105H239ZM13 107H14V103H13ZM26 107V106H25ZM24 107V108H25ZM44 107V106H43ZM42 107V108H43ZM152 107V106H151ZM160 106H158V108H159ZM182 107H184V106H182ZM243 107H245V106H243ZM11 108V107H10ZM15 108V107H14ZM158 108H156V109H158ZM227 108V107H226ZM235 108H234V110H235ZM110 109V110H109ZM116 109H118V111H117V113H116ZM222 109V108H221ZM237 109V108H236ZM243 109V108H242ZM260 109H262V111L260 110ZM115 110V111H114ZM163 110H164V108H163ZM257 110H259L260 111V113L261 114H259V113H257V114H255L256 112H257ZM104 111H106V112H104ZM126 111H129V108H128V110H126ZM138 111V110H137ZM143 111V110H142ZM217 111V110H216ZM89 112V113H90ZM159 112H161V110H159ZM27 113V114H28ZM88 112H87V115L89 114ZM121 113V112H120ZM220 113V112H219ZM224 113H225V111H224ZM85 114V113H84ZM123 114V113H122ZM158 114V113H157ZM28 115H30V114H28ZM118 115V116H117ZM139 115V114H138ZM159 115H161V114H159ZM11 116V115H10ZM120 116V117H119ZM256 116V117H255ZM156 117V116H155ZM158 117V116H157ZM163 117H164V115H163ZM124 118V117H123ZM251 118V119H250ZM86 119V118H85ZM90 119V121H93L89 116H88V119H86V121L87 120H89ZM258 119V118H257ZM25 120V119H24ZM85 121V120H84ZM100 121H102V119L100 120ZM250 121V122H249ZM14 122H16V121H14ZM13 123V122H12ZM73 123V122H72ZM247 123V124H246ZM249 123V124H248ZM35 124H37V123H35ZM34 124V125H35ZM88 124V123H87ZM100 123H98V124H96V125H99ZM226 124V123H225ZM238 124V126H237V128L240 126ZM32 125H33V123H32ZM229 125H230V123H229ZM228 125V126H229ZM234 125V126H235ZM37 126L38 127H35V128H41L42 130H49V128H47V125L45 124V123H38L37 124ZM227 125H225V127L223 126L222 128L223 129H227V127H226ZM233 126V127H234ZM261 126V125H260ZM29 127V126H28ZM230 127V126H229ZM231 127H232V124H231ZM230 127V128H231ZM232 127V129L233 130H235V128H233ZM243 127V126H242ZM254 127V126H253ZM32 128H33V126H32ZM210 128V127H209ZM221 128V130H223ZM244 128V127H243ZM255 128V127H254ZM220 129V128H219ZM219 129H217V130H219ZM262 129V128H261ZM35 130H37V129H35ZM90 130H88L89 132H90ZM213 129H211V130H208V132L210 131V133H211V131H212ZM215 128H214V130L212 131V133L213 134H211L212 135V137H211V135L210 134H207V131H206V134L207 135H209V137L210 138H207L208 136H205L206 137V139H202L203 141L202 142H200V143H204L206 146H210V145H213L214 144V142L216 141V140H218V139H220V138H222V135H225L226 133H225V130H223L222 132H224V134H219V132L217 133L216 132V135L217 134H219V135H217V136H215V134H214V132H215ZM220 131V130H219ZM119 132V131H118ZM236 132H238V130L236 131ZM126 133V132H125ZM159 133H160V131H159ZM162 133V132H161ZM161 133H160V135H161ZM249 133V132H248ZM1 134V133H0ZM25 134V133H24ZM144 134V133H143ZM163 134H168V133H163ZM162 134V135H163ZM198 134V133H197ZM257 134V133H256ZM63 135V137H64V135L65 134H62ZM159 135V136H160ZM168 135H170V134H168ZM194 135V134H193ZM196 135V134H195ZM213 135L215 136V137H213ZM124 136L125 135H122V140H118L119 141V146L121 147V148H124L125 147V138H124ZM159 136H157V138L159 137ZM164 136L165 135H163V137L161 138V140L164 138ZM183 136V135H182ZM62 137V136H61ZM141 137V136H140ZM161 137V136H160ZM235 137V136H234ZM0 138H2L1 140H7L6 138H4V136H2V135H0ZM14 138V137H13ZM59 136L58 135H55V136H53L51 139H48V140H44V141H42L41 142V144L40 145H43V147H42V149L41 150H35V151H33V152H31V151H23L24 150V148L22 147V150H16V151H13V150H11V149H7V151H8V153L9 152H11V151H13L12 152V154L9 156L11 159H12V161H14V162H21V164L22 163H25V164H27V165H25L24 164V166H22L23 168L22 169H24V168H28L29 170H34L35 172H38V173H45V172H48V171H50V172H53L54 174H58V175H63V176H65V177H67V179H73V178H76L77 180H81V181H87L88 179H92L94 176H96V173H94V169H97V167L99 168L100 167V169L102 168V170L100 171L101 173H103V174H105V176L104 175H102V176H104V177H106L107 175H106V172L107 171H109V172H122L123 171V173H125V171L124 170H127L129 167H131V163L130 162H132L131 160L129 161L128 159H126V158H122L120 155H109V154H107L106 153V151L105 152H103V155L100 157V155L97 157L98 159H96L95 157H94V159H96V160H85V161H82L81 160V158H85L86 156H88V155H90V154H92V153H90V150H89V147L90 146H88V143L87 142H81V143H74V144H68L67 143V149L69 148V149H71L70 151H76V150H79V155L78 156H75V155H73V153H75V152H73V153H71L70 154V156L69 157H67V159L66 160H72V162H73V164L74 165H77L78 166V168L77 169H80V170H82L83 172H87L88 170H90V172L88 171V173H89V175H82V174H80L78 171H69L70 169H68L67 168V166H66V162L65 163H61V164H59L60 162H59V156H60V154H61V146L59 145L56 149H53V147L56 145H58L57 143H59ZM199 138H200V135H199ZM15 139V138H14ZM141 139V138H140ZM160 139V138H159ZM245 139V138H244ZM243 139V140H244ZM249 139V138H248ZM248 139H246L247 141H248ZM252 139V138H251ZM264 139V138H263ZM61 140V139H60ZM86 140V139H85ZM109 140V139H108ZM142 140V139H141ZM234 140H235V138H234ZM238 140H239V138H238ZM178 141V140H177ZM196 141V140H195ZM240 141V140H239ZM252 141V140H251ZM6 142H8V141H6ZM60 142H62V141H60ZM218 142V141H217ZM222 142V141H221ZM233 142V141H232ZM231 142V143H232ZM236 142H237V140H236ZM235 142V143H236ZM256 142V141H255ZM254 142V143H255ZM1 143H3V142H1ZM13 143V142H12ZM14 143H16V142H14ZM33 143H34V141H33ZM163 143H165V142H163ZM177 143V142H176ZM251 143H253V142H251ZM245 144V145H248V146H250L251 148H248V147H246L245 145H243V147H241L243 150H244V148L246 147V148H248V149H250V153H249V155L248 156H245V157H247V160H245L244 162L246 163L245 165H243V169H246L245 170V174H244V178H246V176L248 175L249 176V173L251 172V170H252V168L253 167H255L256 166V168H260V169H262V171H263V174H264V148L261 146V145H259L258 143V145H257V147H256V145H255V147H254V145H252V144ZM10 144V143H9ZM23 144V143H22ZM29 144V143H28ZM32 144V143H31ZM60 144V143H59ZM62 144V143H61ZM93 144V143H92ZM161 144H162V142H161ZM197 144V143H196ZM218 144H219V142H218ZM241 143H239V145H240ZM242 144H244V141H243V143ZM261 144V143H260ZM172 145V144H171ZM198 145V144H197ZM194 146V149H196V152L198 151V146ZM220 145V144H219ZM230 145V144H229ZM263 146H264V144H262ZM9 146V145H8ZM62 146H64L63 144H62ZM97 146V145H96ZM162 147H161V149H162V151L161 150H159V153H161V152H163V155H162V157H165L164 155L165 154H168V152L166 151V149H165V146L166 145H161ZM216 146V145H215ZM245 146V147H244ZM6 147H7V144H6ZM5 147V148H6ZM25 147V146H24ZM65 147V146H64ZM100 147V146H99ZM144 147H145V145H144ZM152 147H154V146H152ZM156 147H158V146H156ZM168 147V146H167ZM204 147V146H203ZM212 147V146H211ZM217 147V146H216ZM236 147V146H235ZM234 147V148H235ZM3 148V147H2ZM5 148H3V149H1L3 152H5ZM7 148H10V147H7ZM92 148V147H91ZM143 148V147H142ZM147 148V147H146ZM172 148V147H171ZM193 148V147H192ZM214 148V147H213ZM218 148V147H217ZM216 148V149H217ZM237 149H241L240 148V146H238V147H236ZM66 148H65V150H67ZM168 149V148H167ZM205 149V148H204ZM236 149V150H237ZM241 149V150H242ZM247 149V150H248ZM98 150V149H97ZM97 150L95 151V152H97ZM102 150V149H101ZM104 150V149H103ZM171 150V152H172V149H170ZM226 150V149H225ZM240 150V151H241ZM63 151V150H62ZM92 151V150H91ZM194 151V150H193ZM227 151V150H226ZM94 152V151H93ZM156 152H157V149H156ZM6 153V152H5ZM4 153V154H5ZM105 153L109 156L107 159H106V156L107 155H105ZM175 153V152H174ZM193 153V152H192ZM192 153H190V155L192 154ZM211 153V152H210ZM234 153V152H233ZM1 154H3V153H1ZM4 154L3 155H1V156H3L4 157ZM95 154V153H94ZM156 154V153H155ZM158 154V153H157ZM217 154H218V152H217ZM169 155V154H168ZM172 155H174V154H172ZM181 155H183V153L181 154L180 153V156ZM0 156V157H1ZM35 156L36 157H38V159L39 160H35ZM158 156H160V155H158ZM171 156V155H170ZM179 155H178V157H180ZM184 156V155H183ZM3 157H1L0 158V191L1 190H3L4 189V177H3V170H2V168L4 169V166H6V162H3L2 160V158ZM45 157H47L46 159H49L50 160V162L49 161H47L46 163H50L51 164V166L50 165H46L44 162H43V159L45 158ZM185 157H188V156H185ZM66 158V157H65ZM152 158V157H151ZM153 158H155V157H153ZM169 158V157H168ZM167 158V159H168ZM227 158V157H226ZM231 158V157H230ZM229 158V159H230ZM5 159V158H4ZM89 159V158H88ZM146 159H148V158H146ZM156 159H158V158H156ZM171 160H172V158H170ZM232 159V158H231ZM234 159V158H233ZM63 160H65L64 158H63ZM149 160H150V158H149ZM180 161H181V159H179ZM178 160V161H179ZM69 161V162H70ZM106 161H107V163H106ZM232 161V160H231ZM230 161V162H231ZM234 161H235V159H234ZM247 161V162H246ZM13 162V163H14ZM5 164L4 166H3V164ZM173 163H175V162H173ZM235 163V162H234ZM63 164V165H62ZM106 164L108 165L107 167H106ZM141 166L140 167H138V168H136V171H135V175L136 176H138V177H141V176H143V175H145L146 173H149L151 170H152V167H151V165L150 164H148V163H146V162H141ZM158 164V163H157ZM161 164H163V163H161ZM167 164V163H166ZM165 164V165H166ZM167 166V165H166ZM242 166V165H241ZM241 166H239V165H237L236 166V168H235V170H236V172L238 171V167H241ZM13 167H15V166H13ZM163 167V166H162ZM161 167V168H162ZM170 167V166H169ZM235 167V166H234ZM106 168H107V170H106ZM127 168V169H126ZM155 168V167H154ZM258 168V169H259ZM75 169V168H74ZM2 170V171H1ZM160 170H162V169H160ZM170 170V169H169ZM177 170V169H176ZM24 171H25V169H24ZM171 171V170H170ZM170 171H168L167 169L165 170V171H163V172H161V173H156L157 171H155L154 170V176L153 177H156V179L158 180V178H160V180H161V177H163L167 182H170L171 183V186L172 185H174V183H176L177 184V182H180L181 180H182V178H183V175H182V173L181 172H183V171H175V172H170ZM23 172V171H22ZM27 172V171H26ZM82 172V173H83ZM96 172H98V171H96ZM99 172V173H100ZM127 172V171H126ZM233 172V171H232ZM235 172V171H234ZM239 172V171H238ZM15 173V172H14ZM24 173V172H23ZM113 173H111L112 175H113ZM122 173V174H123ZM229 173V172H228ZM240 173V172H239ZM27 174V173H26ZM29 174H31L30 172H29ZM56 174V175H57ZM187 174V173H186ZM217 174H221L220 172L219 173H217ZM255 174H256V172H255ZM263 174H261V175H263ZM15 175V174H14ZM38 175V174H37ZM37 175H35V176H37ZM42 175V174H41ZM118 175V174H117ZM121 175V174H120ZM227 175V174H226ZM229 175H231V174H229ZM241 175V174H240ZM260 175V174H259ZM258 175V176H259ZM100 176V175H99ZM115 176H116V174H115ZM123 176V175H122ZM242 176V175H241ZM17 177V176H16ZM98 177V176H97ZM118 177V176H117ZM116 177V178H117ZM189 177H191V176H189ZM231 177V176H230ZM257 177V176H256ZM255 177V178H256ZM216 178V177H215ZM222 178H224V177H222ZM225 178H227L226 176H225ZM242 178V177H241ZM240 178V179H241ZM243 178V179H244ZM255 178H253V179H255ZM94 179V178H93ZM96 179V178H95ZM119 179V178H118ZM214 179V178H213ZM239 179V180H240ZM263 179V178H262ZM75 180V179H74ZM215 180V182H216V180H218V178H216V179H214ZM222 180H225V179H221L220 178V181H222ZM229 180H231V178L229 179ZM258 180H260V179H258ZM43 181V180H42ZM106 181V180H105ZM122 181V182H121ZM159 181V180H158ZM171 181H174V183H172ZM219 180H218V182L217 183H221ZM246 181V180H245ZM245 181H243V182H245ZM256 181V180H255ZM45 182H47V180L45 181ZM44 181H43V183L44 184H42L43 186L44 185H46V186H44V188L45 187H47V188H45V190L47 191L48 190V186L49 187H53L54 189H51V191H48V193L46 194V196H44L43 197V199L41 198V202H40V204H41V207H43L44 209H42L41 211L43 212V210H46V211H50V210H52V212L56 209H58L57 210V212L60 210L61 211V214H60V212L59 213H57L56 211V217L58 216V217H62V218H64L67 214H70V211H68V210H71L72 209V211H77V213H78V216L79 215H86V217H87V219L88 218H91V216L93 215H97L98 217H99V219H102L103 218V212L106 210V205H107V203H109V202H111V204H113V202L114 203H116V207H117V209H114L115 211H117V213L118 212H122V213H124V212H129V214H128V216L131 218L132 216V218H134V217H138V215L140 214V207H141V204H142V198H143V195H145V194H143L142 192H141V190H131L130 188H129V186H128V183H127V181H125V179L124 178H121L120 179V182H119V180H118V183H119V188H120V190H121V192H120V194L119 193H117L116 192V190L117 191H119L118 189H116V188H113V189H110V191L109 190H106L105 189V191H103L102 192V194L100 193L101 191H102V189H100V188H103V187H98L97 188V185H96V188L98 189V191H99V189H100V191H99V193H98V191H97V189L95 188V187H93V188H91L93 191H94V188L96 189L95 191V195H96V193H98V195L99 196H92V195H94V192H93V194L91 195L90 193H88L89 195H90V198H89V200L87 201V202H84V200L81 198V194H84V193H78V190H77V193H76V190H74L75 191V193H74V191H73V193H74V195H77L78 197H76V196H74L73 194L71 195V192H69L70 190H68V192L70 193H65L66 191H67V189H65L64 191L65 192H63V191H61V190H59L56 186H55V184H53V183H51V182H49V184H46ZM68 182H71V181H68ZM95 182V181H94ZM153 182H155V181H153ZM160 182V181H159ZM188 182V181H187ZM207 182V181H206ZM213 182V181H212ZM214 182V183H215ZM223 182V181H222ZM240 182V181H239ZM10 183V182H9ZM38 183H40V181H38ZM48 183V182H47ZM104 182H102L101 184H103ZM106 183V185H107V182H105ZM109 183V182H108ZM111 183V182H110ZM182 183H184V182H182ZM193 183V182H192ZM214 183H212L214 186H217L216 184H214ZM250 183V182H249ZM147 183H145L144 185H146ZM150 184V183H149ZM152 184V183H151ZM159 184V186H162L160 183H158ZM189 184V183H188ZM218 184V185H219ZM244 184V183H243ZM259 184H261L260 186H259ZM262 184H263V182H261V183H258V184H254L253 186V188H255V185H257V187H262ZM7 185V190H8V187H9V185L8 184H6ZM5 185V186H6ZM18 185V184H17ZM16 185V187H18ZM100 185V184H99ZM105 185V187H108V186H106ZM153 185H155V183H153ZM164 185V184H163ZM179 185V184H178ZM181 185V184H180ZM179 185V186H180ZM185 185V184H184ZM213 185H210V188H208V189H202V188H199V190L197 191V193L187 202L188 203V205H189V208L190 209H192V210H197V209H202V210H204V212H202V214H203V216H202V218L200 217V219H195L196 217H194V216H192V218L191 217H186V215L184 216L185 218L184 219H181V220H176V218H175V215L178 213V212H181L182 211V209H183V206H184V203L182 202V198L181 199H178V198H176V199H174V197L173 196H171V191H162L163 193L165 192V194L167 193V195H169V197L171 196L172 198L170 199V200H168V201H166L165 199L163 200V201H161L160 203H163V205L165 206V209H164V212H166V214H164L162 217H159V218H154L153 217V219L152 218H150V216H145V217H142L143 218V220H142V223L144 222V223H146V224H148L149 225V228H147L146 230H144V229H142L141 230V228L140 229H138V230H141L140 231V235L137 237V239H131L132 241H131V243H134L135 245H137V243L136 242H141V244L140 245H142V243L143 244H145V245H150V246H153V245H158V242H160L161 243V239H162V237L164 238V236H165V234H167L168 235V233H169V231H171V229L172 228H176V230L178 229L179 231H182V232H186V235H184V236H187V234H190L191 236L192 235H197V236H199L200 238L199 239H195L196 241H198V242H196L195 240H194V242H195V245H196V243H197V245L194 247V252H196V250L199 252V253H206V251L208 252H210V256H208V255H204V256H208V257H206V258H203V256H200V258L198 257V258H196L195 259V257H194V259H193V261L196 263V264H226V261L224 260V256H225V251H226V249H227V247H229L228 246V240L227 239H225L224 238V236L222 235V234H220V233H218V232H216L215 231V228H214V225H215V223H216V221L219 219L220 220V223H221V226H222V228H223V230L224 231H226L228 234L229 233H231V232H234V231H241L242 229H246V223H245V221L243 220V218H242V214H241V209L239 210L238 209V207L235 205V204H233V205H229V206H227L228 204H226V206L227 207H225L224 208V206H222L221 208L222 209H220L219 207V205H217V208L216 207H214V204H215V197H219L220 195H217V196H215L214 195V192H213ZM221 185V184H220ZM235 185V184H234ZM240 185V184H239ZM29 186V185H28ZM102 186H104V184L102 185ZM148 186V185H147ZM157 186V185H156ZM155 186V187H156ZM159 186H157L158 188H159ZM174 186H176V185H174ZM182 186V185H181ZM195 187L197 186V185H194ZM199 186V185H198ZM197 186V187H198ZM221 186H223V185H221ZM231 186H233V185H231ZM34 186H32V188H33ZM38 187V186H37ZM115 187V186H114ZM143 187V186H142ZM150 187H152V186H150ZM196 187V188H197ZM199 187H201V186H199ZM227 187V186H226ZM225 187V188H226ZM230 187V186H229ZM239 187V186H238ZM252 187V186H251ZM251 187H249V188H247V190H251V189H253V188H251ZM263 187H264V184H263ZM25 188V187H24ZM32 188H29L30 190L32 189ZM36 188V187H35ZM189 188V187H188ZM225 188H222V189H225ZM251 188V189H250ZM18 190H16L15 188H14V190L15 191H18V193H20V194H23L24 193V191H23V193H21V192H19L20 190L19 189H22V186H20L19 188H17ZM25 189H28V188H25ZM28 189V190H29ZM37 189V188H36ZM62 189V188H61ZM231 189V188H230ZM229 189V190H230ZM258 189V188H257ZM257 189L255 190V189H253V190H255V192L257 191ZM263 189V188H262ZM11 190V189H10ZM44 190V189H43ZM63 190V189H62ZM197 190V189H196ZM220 190V189H219ZM252 190V191H253ZM37 191H38V189H37ZM72 191V190H71ZM107 191V192H106ZM179 191V190H178ZM177 191V192H178ZM246 191V190H245ZM248 191V192H249ZM251 191V192H252ZM263 191H264V189H263ZM30 192V191H29ZM34 192H36V190H34ZM39 192H40V189H39ZM85 193H87V192H89V191H84ZM90 192H91V190H90ZM156 192V191H155ZM154 192V193H155ZM158 192V191H157ZM171 192V193H170ZM173 192H174V194L176 193L174 190H173ZM188 192V191H187ZM226 192V191H225ZM31 193H33V192H30V196H32V194ZM180 193V192H179ZM20 194H18V196H20ZM25 195H26V197H28L27 195H29V194H27V193H24ZM36 194H38V192L36 193ZM36 194L34 193L33 195H34V197L36 196ZM44 194H45V192H44ZM157 194V193H156ZM181 194V193H180ZM222 194V193H221ZM226 193H223V195H225ZM232 194V193H231ZM244 194H246V193H244ZM1 195H2V193H1ZM81 195V196H80ZM88 195V196H89ZM149 195H150V193H149ZM148 195V196H149ZM151 195L153 196V193H151ZM150 195V196H151ZM167 195L166 196H163L162 197V199L163 198H168L169 199V197H167ZM173 195V194H172ZM178 194L176 193V196H177ZM183 195V194H182ZM182 195H180V196H182ZM80 196V197H79ZM87 195L85 194V196L83 197V198H87L86 197ZM149 196V197H150ZM152 196L149 198V199H147V200H149L150 202L152 201V199H153V201L155 200L154 198H152ZM157 196V195H156ZM160 196V195H159ZM192 196V195H191ZM248 196V195H247ZM34 197L33 198H31V197H29V198H27V200H26V198H25V196H24V201H29V200H32V199H34ZM147 197V196H146ZM155 197V196H154ZM242 197V196H241ZM237 198V197H236ZM240 198V197H239ZM254 198H256V197H254ZM254 198H251L249 201H251V202H253V201H255V199ZM224 199V198H223ZM228 199V198H227ZM242 199V198H241ZM252 199H253V201H252ZM34 200H37V199H34ZM260 201H264V193H263V195L260 197V199H259ZM146 201V200H145ZM144 201V202H145ZM217 201V200H216ZM219 201V200H218ZM217 201V202H218ZM224 201V200H223ZM35 202V201H34ZM222 202V201H221ZM256 202V201H255ZM186 203V204H187ZM146 204H148V203H146ZM145 203L143 204V206L144 205H146ZM185 204V205H186ZM255 204H257V203H255ZM39 205V204H38ZM109 205V204H108ZM107 205V206H108ZM161 205V204H160ZM248 205V204H247ZM34 206H36V204L34 205ZM147 206V205H146ZM219 206V207H218ZM256 205H253V207H255ZM37 207V206H36ZM115 207V208H116ZM158 207V206H157ZM156 207V208H157ZM162 207V206H161ZM252 207V208H253ZM10 208V207H9ZM34 208V207H33ZM32 208V209H33ZM40 208V207H39ZM187 209H188V207H186ZM260 209H261V207H259ZM7 209V208H6ZM32 209H31V211H32ZM54 209V210H53ZM160 209V208H159ZM247 209V208H246ZM251 208H249V210H250ZM255 209H257V206L255 207ZM0 210H1V208H0ZM3 210V209H2ZM2 210H1V212H2ZM35 210H36V208H35ZM113 210V211H114ZM148 210V209H147ZM151 210V209H150ZM244 211V210H243ZM250 211H252V210H250ZM260 211H262V210H260ZM0 212V213H1ZM5 212V211H4ZM3 212V214L1 213V215H4V214H6V213H4ZM33 212V211H32ZM36 212V211H35ZM38 212H39V210H38ZM41 212V213H42ZM51 212V213H52ZM65 212V213H64ZM68 212V213H67ZM188 212H190V211H188ZM193 212V211H192ZM196 212V211H195ZM262 212H264V211H262ZM262 212H260V213H262ZM27 213H31L30 211L29 212H27ZM50 213V214H51ZM117 213L115 214V215H117ZM149 213V212H148ZM201 213V212H200ZM246 214H247V211L245 212ZM46 214V213H45ZM54 214V215H55ZM58 214V215H57ZM64 214V215H63ZM73 214H74V212H73ZM76 214V213H75ZM74 214V215H75ZM127 214V213H126ZM186 214V213H185ZM245 214V215H246ZM27 215V214H26ZM36 215V214H35ZM34 215V216H35ZM125 215V214H124ZM153 215V214H152ZM181 215V214H180ZM198 215V214H197ZM201 215V214H200ZM200 215H198V216H200ZM13 216H15V215H13ZM12 216V217H13ZM75 216H77V215H75ZM126 216V215H125ZM154 216V215H153ZM188 216V215H187ZM196 216V215H195ZM197 216V217H198ZM207 216V217H206ZM256 216H259V215H255V216H253L254 218L256 217ZM263 216V215H262ZM55 217V218H56ZM59 218L60 219V221L62 222V218ZM85 217V216H84ZM86 217H85V220H87L86 219ZM98 217L96 218V219H98ZM205 217V218H204ZM252 217V218H253ZM20 218H22V217H20ZM76 219H77V217H75ZM194 218V219H193ZM14 219H17V215H16V217L14 218ZM58 219V220H59ZM76 219H74V220H76ZM82 219H83V217H82ZM27 220V219H26ZM30 220L31 221H28V222H34L33 220L34 219H31L30 218ZM71 220H73V219H71ZM103 220H105L106 221V219H102V221ZM128 220V219H127ZM251 218H250V222H251ZM254 220V219H253ZM253 220H252V222H253ZM21 221V220H20ZM20 221H19V223H20ZM37 221V220H36ZM55 221L56 220H53V222H50L48 225L47 224H45L44 226H43V229H44V232H46V234L48 235V234H52L53 235V233H55L56 235L59 233V231H57L58 230V228H61V226H62V224H61V226L59 225L58 226V228L56 229V227L55 226H57L56 224H55ZM67 221H69V220H67ZM67 221L65 222V223H67ZM100 221V220H99ZM99 221H96L97 223V225H98V223H99V225H103L104 223L103 222H105V221H103V222H99ZM123 221H124V219H123ZM122 221V222H123ZM2 219H1V216H0V230H1V225H2ZM10 223H11V221H9ZM9 222H7V223H9ZM40 221H38V223H39ZM58 222V221H57ZM69 222H71V221H69ZM93 222H95V221H93ZM139 222H141V221H139ZM248 222V221H247ZM258 222V221H257ZM17 223H18V221H17ZM87 223V222H86ZM89 223V222H88ZM141 223V224H142ZM254 223V222H253ZM30 224V223H29ZM33 224V227H35L34 226V224H36V223H32ZM58 224V223H57ZM140 224V223H139ZM249 224V223H248ZM22 225H24L22 228H24L25 226H26V228H27V225H25V222L24 223H22ZM21 225V226H22ZM260 225V224H259ZM19 226V224H16V223H11L10 224V227H9V231H10V229L12 230V231H15L16 229H17V227ZM29 226V225H28ZM64 226V225H63ZM63 226H62V229H64L63 228ZM86 226V225H85ZM91 226V225H90ZM96 226V225H95ZM124 226H126V225H124ZM123 226V227H124ZM128 226V225H127ZM122 227V226H121ZM22 228H20V231H21V229ZM26 228H24V229H26ZM30 228V227H29ZM28 228V229H29ZM68 228V227H67ZM88 228H90V227H88ZM259 228V227H258ZM8 229V228H7ZM37 229V228H36ZM61 229V230H62ZM99 229H101V230H104V229H102L101 227L99 228L98 227V229L97 230H99ZM263 229H264V225H263ZM60 230V231H61ZM93 231H92V234H93V232H94V229H92ZM121 230V229H120ZM119 230V231H120ZM251 230V229H250ZM249 230V231H250ZM257 230V229H256ZM262 230V229H261ZM100 231V230H99ZM118 231V230H117ZM125 231H126V229H125ZM168 231V233H166ZM247 231V230H246ZM17 232V231H16ZM26 232V231H25ZM33 232V231H32ZM64 232V231H63ZM69 232V231H68ZM91 232V231H90ZM89 232V233H90ZM97 231H95L94 232V235H95V233H96ZM101 232V231H100ZM223 232V231H222ZM12 233V232H11ZM19 232H17V234H18ZM37 232H35V234H36ZM139 233V232H138ZM225 233V232H224ZM223 233V234H224ZM238 233H244V232H238ZM12 234H14V233H12ZM31 234V233H30ZM55 234L53 235V237H55ZM67 234V233H66ZM91 234V233H90ZM227 234V236L229 237V238H231V237H233V236H231L230 237V235H228ZM252 234V233H251ZM253 234H254V232H253ZM257 234V233H256ZM46 235V236H47ZM63 235H65V234H63ZM167 235L165 236V238H167ZM237 235V234H236ZM33 236V235H32ZM62 236V235H61ZM245 236V235H244ZM34 237H36V236H34ZM42 237H44V235L42 236ZM171 237V236H170ZM236 237V236H235ZM249 237V236H248ZM164 238V239H165ZM237 238H239V235H238V237ZM241 238V237H240ZM4 239L5 238H3L2 240H0V260H2L3 261V259L5 260V259H7V258H11V257H13V258H16V260L18 259H21V260H23L24 262L26 261L27 263H24V264H40L41 262H43V260L46 258V263L45 264H53V263H55L56 261L58 262V264H59V262H61V263H65L66 261H58L59 260V258H57V251H56V249L54 248V246L53 245H51L50 243H48V244H50V245H48V247L46 246L47 245V242H45V241H49L50 239L49 238H47V240H45V238H44V240L45 241H43V242H45L46 244L44 245V246H46L47 248H45V247H43V249H40V248H36V247H34V248H25V247H27L26 245H23V247L24 248H17L18 246H20L19 244H18V242H17V244H18V246H16V242H15V245L14 244H12V243H10V242H6V241H4ZM70 239V238H69ZM74 239V238H73ZM201 239V240H200ZM244 239V238H243ZM260 239H263V238H260ZM52 240V239H51ZM239 239H237V241H238ZM248 240H252V239H248ZM258 240V239H257ZM130 241V240H129ZM193 241V240H192ZM234 241H236V240H234ZM14 242V241H13ZM53 242V241H52ZM189 242V241H188ZM255 242V241H254ZM33 242H31L30 244H32ZM75 243V242H74ZM95 243V242H94ZM130 243V242H129ZM130 243V244H131ZM192 242L190 241V244H191ZM253 243V242H252ZM20 244H22V243H20ZM44 244V243H43ZM76 244V243H75ZM75 244H74V246H75ZM82 244V243H81ZM188 244V243H187ZM241 244V243H240ZM239 244V245H240ZM257 244V243H256ZM260 244V243H259ZM163 245V244H162ZM189 245V244H188ZM230 245V244H229ZM233 245V244H232ZM238 244H236V246H237ZM244 244H242V246H243ZM33 246V245H32ZM69 246V245H68ZM126 246H127V244H126ZM184 246H187L186 244H184ZM245 246V245H244ZM259 246V245H258ZM42 247V246H41ZM72 247V246H71ZM189 247V246H188ZM188 247H185V249L183 250V252L184 251H186L187 250V248ZM190 247H192V245H190ZM70 248V247H69ZM124 248V247H123ZM137 248V247H136ZM136 248H135V251H136ZM141 248H143V247H141ZM150 248V247H149ZM153 249L155 248V247H152ZM151 249V248H150ZM150 249H148V251L150 250ZM153 249H151L152 251H153ZM156 249V248H155ZM159 249V248H158ZM189 249H191V248H188V250ZM231 249V248H230ZM235 249V248H234ZM243 249V248H242ZM129 250L131 251V249L129 248ZM144 251H142V254L143 253H145V249H143ZM147 251V255H149L150 253H152V251ZM253 250V249H252ZM255 250V249H254ZM129 251V252H130ZM139 251V248H138V250H137V252ZM193 251V250H192ZM234 251V250H233ZM246 251V250H245ZM171 252H173V251H171ZM226 252H228V251H226ZM229 252H230V250H229ZM228 252V253H229ZM235 252V251H234ZM237 252V251H236ZM250 252V251H249ZM117 253V252H116ZM174 253V252H173ZM191 253H193V252H191ZM197 253V252H196ZM239 253V252H238ZM251 253V252H250ZM135 254V253H134ZM137 254V253H136ZM249 254V253H248ZM128 255V254H127ZM153 255H155V254H153ZM185 255V254H184ZM188 255V254H187ZM111 256H113L112 254H111ZM110 256V257H111ZM129 256H130V254H129ZM229 256V255H228ZM231 256V255H230ZM132 257V256H131ZM131 257H130V259H131ZM134 257V256H133ZM142 257H144L145 258V256H142ZM163 257V256H162ZM177 257V256H176ZM175 256H173V258L175 259L176 258ZM243 257H244V255H243ZM12 258V261L14 260ZM107 258V257H106ZM114 258V257H113ZM128 258V256L126 257V260H128L127 259ZM137 258V257H136ZM228 258V257H227ZM250 258V257H249ZM248 258V259H249ZM112 258H110V260H108V264H115V263H113L112 262V260H111ZM135 259V258H134ZM235 259V258H234ZM234 259H232V260H234ZM238 259V258H237ZM236 259V260H237ZM7 260H9V259H7ZM15 260V261H16ZM117 260V259H116ZM123 260H124V258H123ZM136 260V259H135ZM134 260V262H136L135 264H137V260L135 261ZM143 260V259H142ZM154 260L155 261H157V262H163L161 259H159V257H157V258H155L154 257ZM187 260L190 262L191 260H189V258H187ZM231 260V259H230ZM252 261H251V263L250 264H264V252H262V253H260V254H258V255H255L252 259H251ZM107 261V260H106ZM114 262H115V260H113ZM118 262H120L119 260H117ZM125 261V260H124ZM133 261V260H132ZM146 261V260H145ZM151 261V260H150ZM193 261L192 262H190V263H193ZM1 262V261H0ZM5 261H3V262H1L2 264H5L4 263ZM14 262V261H13ZM56 262V263H57ZM122 263L121 264H123V261H121ZM134 262H133V264H134ZM152 262V261H151ZM150 262V263H151ZM183 261H181V263H182ZM0 263V264H1ZM107 263V262H106ZM126 263H128V262H126ZM131 263V262H130ZM154 263V262H153ZM186 263V262H185ZM184 263V264H185ZM229 263V262H228ZM12 264H14V263H12ZM17 264V263H16ZM23 264V263H22ZM180 264V263H179ZM183 264V263H182ZM187 264H188V262H187Z\"/></svg>","mask_w":264,"mask_h":264}]
</instances>
